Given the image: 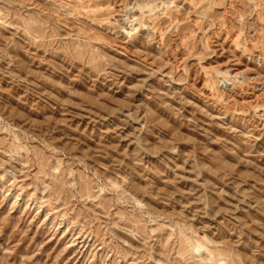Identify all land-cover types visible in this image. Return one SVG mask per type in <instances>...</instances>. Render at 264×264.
I'll return each instance as SVG.
<instances>
[{
	"label": "rangeland",
	"instance_id": "obj_1",
	"mask_svg": "<svg viewBox=\"0 0 264 264\" xmlns=\"http://www.w3.org/2000/svg\"><path fill=\"white\" fill-rule=\"evenodd\" d=\"M140 1L0 0V264H264V0Z\"/></svg>",
	"mask_w": 264,
	"mask_h": 264
},
{
	"label": "bare ground",
	"instance_id": "obj_2",
	"mask_svg": "<svg viewBox=\"0 0 264 264\" xmlns=\"http://www.w3.org/2000/svg\"><path fill=\"white\" fill-rule=\"evenodd\" d=\"M143 1H144V0H143ZM147 1H149V2H154V1H156V0H147ZM147 1H146V2H147ZM140 2H142V0H141Z\"/></svg>",
	"mask_w": 264,
	"mask_h": 264
}]
</instances>
